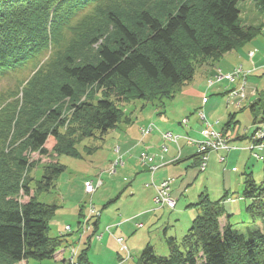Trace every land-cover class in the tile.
Here are the masks:
<instances>
[{"label": "trees", "instance_id": "trees-1", "mask_svg": "<svg viewBox=\"0 0 264 264\" xmlns=\"http://www.w3.org/2000/svg\"><path fill=\"white\" fill-rule=\"evenodd\" d=\"M243 1L0 0V78L52 52L17 90L0 97V264L55 257L68 242L49 234L59 206L38 200L67 171L55 156L82 158L78 146L85 139H104L134 122L123 105L175 98L199 67L252 42L262 27L242 23ZM255 2L264 12V0ZM155 85L163 88L157 92ZM66 104L73 112L65 117ZM251 109L256 115L257 106ZM236 116H229L226 128ZM84 151L91 155L97 148ZM35 153L50 163L21 187L24 172L38 167L30 163ZM243 176L246 212L258 229L246 238L230 223L233 212L224 207L229 191L217 201L201 193L188 232L167 238L169 254L160 256L148 245L138 264H264V182L258 184L252 172ZM21 190L27 202H18ZM89 251L90 241L79 264H91Z\"/></svg>", "mask_w": 264, "mask_h": 264}, {"label": "rangeland", "instance_id": "rangeland-1", "mask_svg": "<svg viewBox=\"0 0 264 264\" xmlns=\"http://www.w3.org/2000/svg\"><path fill=\"white\" fill-rule=\"evenodd\" d=\"M238 7L244 25L262 27L261 34L252 42L226 54L214 65L207 63L199 67L194 80L176 90L175 98H167L164 103L159 101L157 105L143 100L123 105L134 122L119 125L104 139H85L78 146L82 158L55 156L54 161L66 166L67 171L57 180L55 188L40 194L38 200L59 206L49 234L65 237L68 242L52 260H29L20 264H79L78 256L88 241L91 264H138L148 245L165 257L169 254L167 238L181 239L199 214V209L192 205L198 203L201 193L217 201L229 191L223 203L226 211L233 212L230 223L246 238L248 230L258 229L246 212L249 202L242 194L245 172H252L258 184L264 182V138L252 139L257 127L255 117L264 106V12L259 10L255 0L240 2ZM69 37L68 33L66 38ZM51 53L44 55L40 62L31 61L23 69L1 77L0 97L17 90L21 82L33 75L38 64L50 61ZM251 53L255 54L253 60ZM240 67L249 72L243 101L239 97L232 98V91L240 88L241 79L235 83L224 80L210 85L217 74L226 76ZM160 88L163 87L154 86L157 92ZM85 99L86 96L82 98ZM254 105L256 115L251 109ZM200 111L209 123L207 127L200 118ZM72 112L66 104L63 115L71 116ZM231 114L237 116L230 128H226ZM258 124L264 128V123ZM212 130L222 134L232 151L209 148L206 159H198L199 148ZM167 134L175 140H166ZM46 147L50 150L52 144ZM86 147L97 148V151L89 155L84 151ZM144 154L151 157L149 166L142 164ZM117 160H122L121 164H114ZM33 161L38 167L31 173L28 169L24 172L21 187L26 177L39 179L50 158L35 153L30 163ZM151 166L157 167L153 173L149 170ZM89 181L95 188L100 181L103 185L89 195L86 194ZM163 183L171 187L174 207L156 201L161 199L158 195ZM31 187L34 188L35 183ZM27 201L28 197L21 190L18 202ZM92 206L101 212L100 216L91 214Z\"/></svg>", "mask_w": 264, "mask_h": 264}, {"label": "built area", "instance_id": "built-area-1", "mask_svg": "<svg viewBox=\"0 0 264 264\" xmlns=\"http://www.w3.org/2000/svg\"><path fill=\"white\" fill-rule=\"evenodd\" d=\"M254 55H255L254 53L250 54L251 60H253ZM248 75H249V72H246L245 70H243L242 67H240V68H237L233 73L228 74L226 76L221 75V74L220 75L217 74L216 79L212 78L214 80L210 81V85L212 86L214 83H220V82H222L224 80H226V81H228L230 83H235L236 81L241 79V82H242L241 86H240L239 89L232 91L233 92L232 93L233 94L232 98L239 97V99L243 101L245 99V91H244V89H245V85H246V77ZM199 114L201 116L200 117L201 120L204 121V124L207 127V125L209 123L206 120L204 112L200 111ZM259 122L260 123H264V116L263 115L259 116ZM209 127H210V125H209ZM261 127L262 126H260L259 124L257 125L256 131H255L254 137H253L254 140L257 139V138H264V128L263 127L261 128ZM143 132L146 133L148 131H143ZM170 136H171V138L167 134V136H166L167 138H165V139L166 140L170 139L169 141H174L175 139L172 138L171 134H170ZM207 138H208V140H206V142H204L201 145L202 148L201 147L199 148V153H201L200 158L206 159V155L205 154L207 153L209 148H214L215 151H221V150L224 151V152L232 151V147L226 142L225 138L222 137L221 133H217L214 130L209 131V134H208ZM187 142H189V141L187 140ZM190 143H192V142L190 141ZM163 148H164V150L167 149L165 143L163 144ZM203 152H205V153H203ZM255 157H257L259 159H263L262 157H259L258 155H255ZM141 160H142V162H144V163H142L144 166H149L148 163H150L151 157H149L148 155L144 154L143 157L141 158ZM121 161L122 160H117L114 164H117V165L121 164ZM202 168H204V167L202 166ZM156 169H157V167L151 166L149 170L153 173L154 171H156ZM101 184H102V182L100 181L98 183L97 187L100 186ZM163 184H164V186L161 185V188H160V191H159L161 193L158 195V197H161V199L158 198V199H156V201H157V203H160L162 205H167L168 207H174L175 202L170 196L171 195V193H170V188L171 187H169V185L167 183H163ZM86 187H87V191H86L87 193H94L96 191V189H97V187L95 188L94 183L90 182V181L86 183ZM91 214H93L95 217H97V216L101 215V212L96 210V208L94 206H92L91 207ZM119 242L121 244L122 240L119 239L118 243Z\"/></svg>", "mask_w": 264, "mask_h": 264}, {"label": "bare ground", "instance_id": "bare-ground-1", "mask_svg": "<svg viewBox=\"0 0 264 264\" xmlns=\"http://www.w3.org/2000/svg\"><path fill=\"white\" fill-rule=\"evenodd\" d=\"M220 83H221V82H220ZM102 185H103V182H102V184L100 185V187H101ZM95 192H96V191H95ZM95 192H94V193H95ZM94 193H87V192H86V194H89V195H93Z\"/></svg>", "mask_w": 264, "mask_h": 264}]
</instances>
